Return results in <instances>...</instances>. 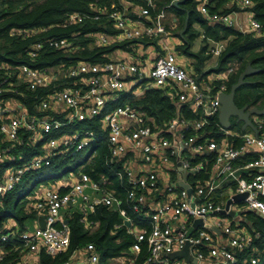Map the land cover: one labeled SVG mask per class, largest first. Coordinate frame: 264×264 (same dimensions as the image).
Segmentation results:
<instances>
[{"label": "built area", "instance_id": "2783aa9c", "mask_svg": "<svg viewBox=\"0 0 264 264\" xmlns=\"http://www.w3.org/2000/svg\"><path fill=\"white\" fill-rule=\"evenodd\" d=\"M145 1L153 7V0ZM209 2L197 0L200 14L209 23L231 27L243 34L260 33V25L250 11V0L231 2L246 13L247 20L242 22L233 18L235 12L210 14ZM97 13L105 15L117 32L113 36L93 35L99 47L116 43H130L135 47L142 40H148L154 43V48L157 46L160 49H155V57L146 69L132 52H127L123 58L110 57L109 61L97 65L78 62L44 70H33L27 66L19 68V77L29 91L50 87L52 91L36 106L37 111L42 113L40 116L30 114L25 106L12 99L0 102V139L10 145L0 149V161L16 162L18 158L11 154V149L22 144V132L29 135L27 142L30 144H40L38 155L5 171L0 180V196L13 191L26 175L54 163L73 160L86 148L91 150L86 163L80 165L78 172H73L68 180H63V184L55 181L49 187L43 186L38 190L34 208L37 217L43 218L44 226L37 224L34 230L19 235L22 243L19 259L10 264H39L41 252L56 257L69 250L70 229L62 215L65 208L78 205L83 215L81 223L86 230L93 232L99 227V222L90 221L89 215H93L100 206H119L121 202L106 187V180L95 182L83 172V168L95 158L93 147L101 137L106 143L110 162L121 164L117 175L125 184L126 208L119 209V215L124 224L128 223L127 233L135 240L129 249L132 255L136 256L144 243L147 254L145 264H237V255L251 249L258 233H243L232 227L225 219L230 208L223 213L224 206L214 202V196L222 182L231 179L235 183L236 194H246L244 205L264 220V119L251 116L256 133H235L220 126L221 139L217 142L211 137L209 128L214 120H218L221 108L219 97L228 93L225 79L236 67L230 65L225 70L226 75L201 86L194 74L169 51L164 12L152 19L143 9L138 10L137 19L116 9ZM80 20L81 16L72 14L68 22L74 24ZM49 46L64 52L72 49L65 40L52 41ZM39 48L40 45L32 47L30 57H34ZM222 49V44L213 43L209 53L218 57ZM58 79L69 82L57 89L54 83ZM3 84L13 91L12 83H8L6 78L0 83V94L8 91L1 87ZM148 89L172 97L174 105L188 107L196 118L188 120L180 116L177 108L175 117L163 126L158 125L155 118L134 104L144 98ZM234 141L240 144L234 146ZM254 151H257L256 158L244 164L242 169L255 171V175H250L248 179L238 177L235 163ZM129 153L137 158L138 165L125 160ZM183 153L189 157L184 158ZM205 154L209 157L207 161L212 178L184 185L178 192L170 184L160 187L158 174L154 171L156 165L176 158V165L181 168L178 174L181 181L183 175L193 176L203 168L201 163L192 165L191 161L195 155ZM169 170L173 171L172 168ZM61 189L66 191L62 193ZM209 214L223 216L216 219L214 228L228 239L225 246L211 247L205 255L201 248L211 245L216 234L204 228L188 234V224L196 219L204 222ZM182 219H188L189 223L181 225ZM8 237L1 234L0 240L5 241ZM186 244L192 259L190 262L183 258H171ZM257 253L252 249L249 264L259 262ZM26 256L31 257L29 262ZM3 259L4 252L0 249V262ZM98 260L94 245L89 244L73 251L61 264H97ZM129 262L132 264L134 259Z\"/></svg>", "mask_w": 264, "mask_h": 264}, {"label": "trees", "instance_id": "16d2710c", "mask_svg": "<svg viewBox=\"0 0 264 264\" xmlns=\"http://www.w3.org/2000/svg\"><path fill=\"white\" fill-rule=\"evenodd\" d=\"M174 1L153 0V7H149L145 0H0V83L8 78V83H12L13 91H15H9L7 84L6 86L3 84L1 87H5L8 91L0 94V102H7L12 99L25 106L30 114L40 116L42 113L37 111L36 106L41 98L52 91V88L29 91L27 84L19 77V68L27 66L33 70H44L57 68L61 65L67 67L78 62L97 65L109 61L114 51L125 49L130 43H116L99 47L93 35L113 36L117 32L107 17L97 12H111L115 9L121 11L122 4L128 3L138 9L146 10L151 19L160 12L172 13L179 23L177 29L173 31L177 35L183 30L187 19L181 49L184 54L196 61V71L201 72V67L209 58L206 57L208 44L210 42H223L224 46L218 56L217 67L212 72L222 73L230 65L236 67L225 81L227 92H229L247 66H250L253 72L247 75L244 78V83L236 89L233 102L237 108L262 109L264 107V0H250L252 4L250 11L253 14V19L260 25V33L256 35L252 33L243 34L231 27L209 23L200 14L197 8V0H184L177 6L173 5ZM209 1L208 10L210 14L226 15L239 10L236 5H231L232 0ZM72 14H78L81 16V20L69 24L68 19ZM194 24L198 26V30L193 28ZM166 28L169 29L167 25ZM200 35H202L204 46L200 52L193 54L191 52L192 42ZM60 40L67 41L72 49L64 52L49 46L50 42ZM37 45H40V48L35 51L34 57H30L29 53L32 52V47ZM68 82L69 80L58 79L54 84L57 85V89H60ZM215 85L217 86L218 83ZM134 104L155 118L156 123L161 126L176 116L177 108H179L180 116L188 120L196 118L195 113L188 107L174 105L172 97L157 90H146L144 98ZM219 128L217 119L212 122V126L209 128V131L212 132L211 137L217 142L221 139ZM28 136L27 133L22 132V144L11 149V154L18 158L15 163L0 161V180L5 171L22 165L40 153V144H30L27 142ZM100 136L104 135L101 134ZM239 144L238 141H234V146ZM9 146L8 143L0 139V149ZM93 150L96 152V156L90 164L83 168V172L95 182H99L101 179L106 180V187L114 193V196L121 203L117 208L100 206L93 215H89L90 221L99 222V227L93 232L86 230L81 223L83 215L79 209H73V206H69L73 211L65 215V220L70 229L69 250L56 257L41 252L39 264H61L68 259L73 251L81 250L89 244L94 245L99 255L97 264H112V259L122 256L134 259L132 264H145L147 256L145 244H141L140 252L136 256L129 252L135 240L133 235L127 233L128 228L119 215V209L126 208L124 202L126 198L125 184L119 180L117 175V172L121 170V164L110 162L106 143L102 137L95 144ZM78 157L75 159L77 163L72 173L78 172L81 165L78 163ZM194 164L195 161L192 162V165ZM56 165L57 163H54L39 171L51 169ZM39 171L26 175L13 191L0 196V235H9L5 241L0 240V249L4 252V259L0 264H10L19 259V252L22 248L19 235L26 231L25 222L37 217L38 213L34 208V202L38 191L33 198L27 199L28 195H25L23 198L27 200L24 201L22 198L16 201L15 196L22 187V183L28 182ZM55 181L57 180L54 179L51 184ZM43 186L48 185L44 184L41 187ZM65 191L66 189H61L62 193ZM247 216L254 228L253 231L258 233V238L254 240L252 247L262 250L257 264H264V220L253 214ZM11 220L15 223L13 228L7 225ZM250 254L251 252L247 250L243 253V257L248 259Z\"/></svg>", "mask_w": 264, "mask_h": 264}, {"label": "crops", "instance_id": "0c3cea01", "mask_svg": "<svg viewBox=\"0 0 264 264\" xmlns=\"http://www.w3.org/2000/svg\"><path fill=\"white\" fill-rule=\"evenodd\" d=\"M138 10L139 9L137 7H134L128 3L122 4V11L126 12V15H128L132 19H137ZM232 16L235 20H238V21H243V20L246 21L247 20L246 13L240 9L237 12H235V14ZM166 25L168 26L169 29L166 28ZM178 25H179V23L177 22L176 16H174L172 13L166 12L165 18H164V26H165L166 31L168 32L166 44L169 47V51H171V53L174 55L175 59H177L181 63L182 66H184L186 69H188L190 72H192L194 74V76L196 77V80L199 82V84L201 86L208 84V83H212V81L218 76H222L223 74L226 75L227 71L226 72L224 71L222 73L212 72V70L217 67V63H218V57H212L209 54V50L213 46L214 42H210L208 44V48L206 50L208 52H207L206 57H209V58L204 63V66L201 67V72L196 71V69H195L196 61L194 59L188 57L186 54H184L182 52V49H181V47L183 46V41H184L183 40L184 32H183V34H181L182 33V30H181L178 35L173 33V31H175L177 29ZM193 28L195 30H198V26L196 24L193 25ZM202 39H203L202 35H200V37L196 38L192 42L191 52L193 54H197L198 52L201 51L202 47L204 46ZM150 42L148 40H142L139 43L140 45H137L135 47H132V46H130V44H128L125 47V49H117L116 51H114L112 53L111 57L113 58L116 56L119 58H123L127 52H132L133 54H136L138 56L139 63L142 65V67L144 69H146L149 65H151V63L155 57V54H154L155 49H156V51L157 50L159 51V49H160L157 46H155V48H154V43H150ZM220 44H222L224 46L223 42ZM230 75L231 74L227 75L225 80H227ZM247 130H250V129H247ZM233 144H234V142H233ZM182 156L184 158L189 157V155L187 153H183ZM256 156H257V151H254L253 153H251V155H248V156L242 158L241 160H239L238 162L235 163L234 168L237 170L236 175H238V177L248 179V178H250V175H255V171H246V170L242 169V166L244 164L250 162V161H253L256 158ZM207 158H208V155H206V154L205 155H195L193 157L191 163L194 161H195V164L201 163L203 168H201L193 176H186V175H183L184 173H182L183 178L181 181L179 180V176H178V174H180L181 171L178 170V167L176 165L177 164L176 158H170L169 161L165 164L156 165L154 167V171L158 174V182L160 184V187L165 188L167 186V184H170L171 186H173L176 189V192H178L180 189H183L185 187L184 185L193 184L197 180H199V181L203 180L204 181V180H208V179L212 178L211 173H209V165H208ZM125 160L128 161L129 163H132V164L135 163L138 165L137 158L135 156H133L132 153L127 154L125 157ZM171 168L173 169V171L169 170ZM139 169H140V166H139ZM56 182L62 183L63 181L58 180ZM59 185H61V184H59ZM234 194H236L234 181H232L231 179H226L222 182L221 187H219L216 190L215 196H214V202L221 204L225 207L226 201ZM72 208L73 209H77V208L79 209V206L74 205ZM115 208H117V207H115ZM70 211H72L71 208H69V207L65 208L62 211L63 218H65V215ZM230 211H231V213H234V216H230V215L226 216L225 217L226 221L230 225H232V227L238 229L239 231H241L243 233L249 234V233L253 232V230H254V228L251 225L250 219L247 216L248 214H253V215L261 218L258 215V213H256L253 210L248 209L244 205L243 201L238 202V203H232L230 205ZM220 217H223V216L217 215V214H209L204 219L203 224L209 225L212 228H214V223H215L216 219L220 218ZM39 218L36 217V219L27 220L25 222V230L26 231L34 230L36 225L39 224L38 223ZM193 222L191 225H189L188 219H182L180 224L181 225L182 224H188V232L192 228V231L190 232V234L194 233L199 228H204V229L209 230L211 232L213 231V230H211L209 228H205V227H200V226L193 227ZM7 225H8V227L13 228L15 226V223H14V221L11 220L10 222L7 223ZM216 231H218V232L213 231L216 235H214V240L212 241L211 245H206V246L201 248V251L205 255L208 254L209 249L211 247L225 246L227 244V239H228L227 236H222L221 232L217 229H216ZM252 249L258 251L257 257H258V259H260V255H261L262 250L259 248H256V247H252V246H251V249H249V251L251 252L249 257L252 256ZM263 251H264V249H263ZM243 253H245V252H243ZM243 253L237 255V260H238L237 264H249V258L247 259V258L243 257ZM188 254H189V252H188ZM189 257H190V255H189ZM177 258H181V257H177ZM26 259L29 262L31 257L26 256ZM129 261H130L129 257L122 256V257L112 259V264H131Z\"/></svg>", "mask_w": 264, "mask_h": 264}, {"label": "water", "instance_id": "95a60500", "mask_svg": "<svg viewBox=\"0 0 264 264\" xmlns=\"http://www.w3.org/2000/svg\"><path fill=\"white\" fill-rule=\"evenodd\" d=\"M182 2H184V0L175 1L173 5L177 6L181 4ZM186 25H187V19L185 21V25H184V28L181 34H183V32L185 31ZM252 72L253 70L250 68V66H247L244 72L239 76L237 83L231 87L230 91L226 94L220 95L219 102H220L221 108H220V112L218 116V122L221 128L225 130H229L231 127L230 121L231 119H234L237 124H242V128H241L242 130L250 129L251 131L256 133L255 127L252 124V121L250 118L251 116H257L259 118H264V107L262 109H257V108L248 109L247 107L237 108L233 102L236 89H238L244 83V78ZM178 170L181 171V168L179 167ZM188 192L191 193L190 190H188ZM245 197H246V194L232 195L226 201L223 213L229 210L230 205L232 203L242 202L245 199ZM229 212H230L229 213L230 216H234V213H231V211ZM38 223L40 227L44 226L42 217L38 219ZM125 224L126 226H128V223H125ZM197 226L209 228L215 232H218L216 231V229L212 228L211 226L204 225L201 219L194 220L193 227H197ZM191 231H192V228L189 230L188 234H190ZM188 247H189L188 244H186L183 250L174 253L171 256V258L181 257V258H184L185 261L190 262L192 259L189 257Z\"/></svg>", "mask_w": 264, "mask_h": 264}, {"label": "rangeland", "instance_id": "374dc122", "mask_svg": "<svg viewBox=\"0 0 264 264\" xmlns=\"http://www.w3.org/2000/svg\"><path fill=\"white\" fill-rule=\"evenodd\" d=\"M242 22V21H241ZM231 127L230 132L235 133H252L251 130H242V124H237L234 119H231L230 121ZM91 148H86L84 151H82L78 157V163L83 165L86 157L89 155ZM76 157V158H77ZM75 158V159H76ZM67 161L62 164H57L56 167H52L51 169L39 171L30 178L28 182L24 181L22 183V187L19 189V192L15 196V200H19L22 198V200H27L30 197L33 198V196L36 194V192L40 189V187L44 184L50 185L51 182L56 179L58 180H68L70 178V175L72 174L73 168L76 166L77 161ZM25 195H28L27 199L23 198ZM14 200V202H15ZM22 201V202H23ZM33 220V219H32ZM29 224V223H28Z\"/></svg>", "mask_w": 264, "mask_h": 264}]
</instances>
